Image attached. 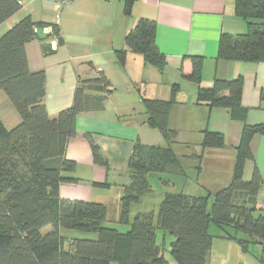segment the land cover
I'll return each mask as SVG.
<instances>
[{
    "label": "trees",
    "instance_id": "obj_1",
    "mask_svg": "<svg viewBox=\"0 0 264 264\" xmlns=\"http://www.w3.org/2000/svg\"><path fill=\"white\" fill-rule=\"evenodd\" d=\"M133 1L126 0L127 13ZM235 2L247 31L223 33L218 58L264 61V0ZM21 7L19 0H0V25ZM49 25L27 16L0 36V92L8 96L21 118L19 124L8 129L0 117V264H209L215 238L232 240L243 252H252L254 244L264 242V203L257 200L263 180L256 167L250 180L244 178L246 162L254 159L251 138L256 133L264 134V124L245 125L232 179L226 186L201 196L167 193L156 218L138 213L131 219L132 204L151 190L149 174H170L172 169L178 175H187L183 161L187 155H180L173 147L178 132L169 125L179 84L173 85L168 100L143 99L149 115L147 123L162 132L166 145L135 144L129 162L131 182L121 199L120 223L129 225V229L120 231L106 225L108 211L102 203L60 196L63 182L77 180L64 174L76 169V163L64 157L69 140L77 135V118L105 98L91 95L88 89L104 92L111 82L103 72L97 78L81 80L73 105L51 117L44 103L46 72L31 70L26 52V44L38 37L36 28ZM52 28L59 45H64L58 25L52 24ZM126 46L118 51L121 63L130 51L164 67V55L156 44L155 22L141 19L127 34ZM187 59L192 70L183 74L199 85L196 103L210 109L227 108L233 119L245 120L248 109L242 104L243 77L215 79L211 86H201L202 59ZM203 134V149L225 146L222 132L206 129ZM84 137L91 145L95 163L109 166L94 134L85 133ZM196 156L199 160L202 157ZM257 211L261 212L258 216ZM49 225L52 230L44 233ZM213 226L216 233L211 230ZM63 229L95 237L68 238ZM159 231L174 237L169 248L160 244ZM259 259L264 263L263 257Z\"/></svg>",
    "mask_w": 264,
    "mask_h": 264
},
{
    "label": "crops",
    "instance_id": "obj_2",
    "mask_svg": "<svg viewBox=\"0 0 264 264\" xmlns=\"http://www.w3.org/2000/svg\"><path fill=\"white\" fill-rule=\"evenodd\" d=\"M19 1L24 3L21 9L0 25V31L4 34L27 16L35 22L50 24L45 27L47 39L37 37L28 42L26 52L31 70L46 72L44 103L51 117L73 105L81 80L97 78L103 72L111 82L104 92L88 89L91 95L101 94L105 98L77 118V135L69 140L64 157L76 163L74 171L64 174L77 180L61 184L62 198L102 203L108 211L106 221L113 213V219L120 222L121 199L131 182L129 162L135 144L166 145L162 132L147 123L149 115L143 99L168 100L174 84H179L180 89L171 111L170 127L177 130L178 137L185 127L180 124L189 120L196 124L200 117L201 128L195 125L190 131L222 132L224 147L200 146L197 153L202 156L201 172L210 160L213 172L226 174L209 192L215 193L231 181L245 125L264 124V61L218 58L223 33L237 35L247 31L246 21L236 13L235 0H134L129 13L126 0H75L63 6L59 18L53 2ZM141 19L156 23V44L164 55V67L130 51L124 63L119 61L118 51L127 49L126 36ZM52 24L58 25L64 45H59L53 35ZM46 42L55 45L53 53L45 54ZM195 56L202 59L201 86H211L215 79L243 77L242 104L248 109L245 120L233 119L227 108L210 109L196 103L199 85L183 74L191 72L192 64L187 58ZM0 111L8 129L19 124V114L2 91ZM85 133L94 134L109 166L95 163ZM250 147L254 159L246 162L244 178L250 180L254 168L258 169L263 184L257 200L264 203V134H254ZM169 173L178 175L172 169ZM50 230L52 227L46 232ZM62 233L68 238L95 237L68 229ZM229 249L234 253L232 258L227 255ZM251 251L243 252L232 240L215 238L209 264H264L259 259L264 258V242L254 244Z\"/></svg>",
    "mask_w": 264,
    "mask_h": 264
},
{
    "label": "rangeland",
    "instance_id": "obj_3",
    "mask_svg": "<svg viewBox=\"0 0 264 264\" xmlns=\"http://www.w3.org/2000/svg\"><path fill=\"white\" fill-rule=\"evenodd\" d=\"M1 34L2 32L0 35ZM199 119L197 118L196 124H193V122L190 120L188 123H184V125L180 124V126L185 127L180 131V135L177 137V142L173 146L179 154L187 155L185 156V160H183L187 175H171L167 173L162 175L157 173L149 174L148 180L150 182L151 190L142 196L140 202L132 204L131 219H134L135 216L140 212L149 213L154 218H156L160 205L162 204L167 193H185L194 196H201L203 194L206 195L208 194L209 189H213L215 184L226 176L225 172L223 175L220 171L216 173L213 172L211 169L212 165L210 160L205 162V170L201 172V165H203L201 163V157L199 160L196 155L198 154L197 148H200L201 142L204 139V135L201 133V131H190V129L195 125H197V128H201V122ZM208 168H210V170ZM213 201L214 197L211 196L210 203ZM259 213L257 212L256 215L258 216ZM113 218V213H110L109 219L105 222V224H109V226H113L120 231L129 229V225L122 224L119 221L117 222ZM51 227L52 226L49 225L47 229L43 230V232L45 233L48 229H51ZM211 230L212 232H217V228L214 226L211 228ZM173 240L174 237H172L170 234H163L162 231H159L160 244L165 243V245L169 248ZM222 249H224V247H222ZM229 250H227V255L232 258L234 253L231 250L230 252ZM248 257L251 261L254 260L252 256Z\"/></svg>",
    "mask_w": 264,
    "mask_h": 264
},
{
    "label": "water",
    "instance_id": "obj_4",
    "mask_svg": "<svg viewBox=\"0 0 264 264\" xmlns=\"http://www.w3.org/2000/svg\"><path fill=\"white\" fill-rule=\"evenodd\" d=\"M36 33H37V36L42 40H45L48 37V34L45 31V27H37ZM43 48H44L45 54H50L55 51V49L53 48V44L51 42H46Z\"/></svg>",
    "mask_w": 264,
    "mask_h": 264
},
{
    "label": "built area",
    "instance_id": "obj_5",
    "mask_svg": "<svg viewBox=\"0 0 264 264\" xmlns=\"http://www.w3.org/2000/svg\"><path fill=\"white\" fill-rule=\"evenodd\" d=\"M41 1H49L55 4V9L57 10V18H59V14L65 5L72 4L75 0H41ZM21 5H23V1H19ZM55 47V45H53Z\"/></svg>",
    "mask_w": 264,
    "mask_h": 264
}]
</instances>
